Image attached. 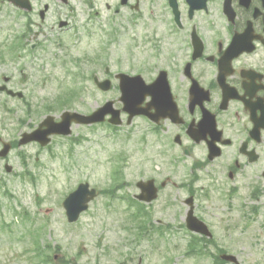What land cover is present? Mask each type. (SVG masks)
<instances>
[{
    "label": "flooded vegetation",
    "instance_id": "flooded-vegetation-1",
    "mask_svg": "<svg viewBox=\"0 0 264 264\" xmlns=\"http://www.w3.org/2000/svg\"><path fill=\"white\" fill-rule=\"evenodd\" d=\"M29 1L26 9L0 0L13 16L10 54L18 71L25 73L23 65L29 63L30 69L43 72L37 69L38 59L47 58L49 44L40 36H47V28L60 35L71 29L73 41L85 52L71 58L67 53V59L55 52L54 61L66 70L75 66L68 74L74 75L77 97L115 91L120 97L121 73L141 77L139 83L125 85L144 99L140 114L123 111L120 125L108 120L73 124L105 125L118 140L146 154L133 184L137 191L124 197L130 219V210L138 206L140 223L165 227V234L184 228L192 243L217 241L215 227L233 215L244 226L260 219L264 225V0ZM62 37L50 43L67 52L70 47ZM38 50L46 54L39 57ZM24 76L0 74V170L10 163L12 153L29 145L37 147L35 162L49 150L36 141L20 144L23 134L37 129L45 118L38 124L31 116H16L14 121L18 101L27 115L34 113L29 100L33 83ZM103 80H110L109 90L100 88ZM45 106L53 112L50 103ZM51 115L54 123L61 120V114ZM60 139L70 141L60 150L69 158L85 137L74 131L69 136L55 134L51 144ZM4 149H9L6 155ZM21 154L29 160L27 151ZM112 162L126 180L124 165L130 161L123 166ZM133 185L125 181V188ZM153 194L156 198L150 202L140 199ZM160 200V210L167 213L154 219L152 206ZM189 222L211 234L190 229Z\"/></svg>",
    "mask_w": 264,
    "mask_h": 264
},
{
    "label": "rangeland",
    "instance_id": "rangeland-1",
    "mask_svg": "<svg viewBox=\"0 0 264 264\" xmlns=\"http://www.w3.org/2000/svg\"><path fill=\"white\" fill-rule=\"evenodd\" d=\"M58 4L57 0H49ZM75 4V3H74ZM0 50H5L13 40V16L6 4H0ZM57 9V8H56ZM55 9V10H56ZM51 20L48 21V25ZM47 36L41 35V42L48 45V56L43 61L38 59L36 72L30 69L29 63L26 72L18 71V62H14L11 55L6 53V61L0 62V74L16 75L18 78H27L33 83L29 100L34 104V113L27 115L23 102L18 101L14 107L18 112L16 116L32 117V123H37L47 113L46 103L54 102L55 98L69 87L76 86L74 75L68 74L70 68L75 71V66L70 64L67 70L54 56L58 53L62 58L69 53L70 58L85 52L73 41V31L68 29L62 35L56 30H50ZM62 37L69 44V50L63 51L55 48L50 40ZM72 42L71 44L69 43ZM118 57L122 55V47L116 49ZM39 57L45 55L43 50L37 51ZM63 53V54H62ZM115 55V58L116 56ZM52 59H50V57ZM117 62V61H116ZM121 66V62H118ZM21 64H24L22 62ZM42 65H45L43 68ZM22 66V65H20ZM113 63V69H117ZM50 80L46 81V77ZM80 86V85H79ZM117 98V91L112 95L94 94L89 97L86 93L77 97L67 108L77 109L89 113L103 104L108 98ZM119 105V104H118ZM56 115L61 113L55 110ZM0 115L4 116V112ZM75 133L82 134L85 139L81 145L73 150V155L66 158L64 145L68 146V139L57 140L50 150L41 154V162L29 163V169L36 172L37 180L24 176L26 166L22 156L13 153L11 156L14 170L7 173L3 170L0 174V264H36L37 239L39 244L51 243L60 246V250H53V255L58 254L56 261L64 264V259L72 258L77 264H135L139 258L143 264H212L213 256L188 255V233L184 228L174 227L175 232L154 237H139L136 234V224L130 221L125 201L118 198L111 199L108 195L101 194L84 212L77 222L68 221L63 200L65 194L72 191L80 181H89L92 186L99 189L106 188L112 183L114 169L113 159L124 165L125 177L129 185L138 180L140 164L147 158L146 154L137 146H131L118 140L105 125L99 126H74ZM25 128V126H24ZM123 137L121 136V139ZM64 145H63V144ZM62 144V145H61ZM35 146H29L27 154L33 156ZM25 151V149H24ZM124 158V160H122ZM34 159V158H33ZM133 167L128 171V167ZM137 191L136 187L120 189L117 196ZM161 200L153 205L154 219L164 218L166 211L160 210ZM168 213H171L168 212ZM239 219L234 215L229 221L217 224V245L226 249L228 253L238 257L239 264H264V225L262 220L252 226L238 224ZM212 251L216 252L214 247ZM225 264H236L227 262Z\"/></svg>",
    "mask_w": 264,
    "mask_h": 264
},
{
    "label": "water",
    "instance_id": "water-1",
    "mask_svg": "<svg viewBox=\"0 0 264 264\" xmlns=\"http://www.w3.org/2000/svg\"><path fill=\"white\" fill-rule=\"evenodd\" d=\"M15 3L22 7H26L29 5V0H13ZM109 83V81L104 82L103 84ZM124 86V83L122 81V88ZM108 88V87H106ZM127 99L126 105L128 108H130L133 112H137L139 109V105L142 101V98L139 96H136L134 98H122ZM110 109H113V102L107 103L105 106L101 107L99 110L95 111L92 115H84L76 112H65L63 114V120L59 123L53 124L50 119H47L46 122L49 125V133H63V134H69L71 132L70 126L72 123V120L75 119L77 122H86L91 123L92 121H99L103 120L104 116L107 112L110 111ZM119 110H116L115 113H119ZM52 118V117H49ZM45 122V123H46ZM115 122H119V120H116ZM96 196V189H89V183H82L80 186L73 191L66 199L65 206L68 211V215L71 221H75L78 219L80 213L85 210L88 207V201L93 199ZM151 199V198H150ZM192 228L201 229L199 226H195L193 224H190ZM200 231H204L207 234H210V232L201 229ZM223 258L227 260L237 261L236 257L234 255H227L224 254ZM141 264V263H138Z\"/></svg>",
    "mask_w": 264,
    "mask_h": 264
},
{
    "label": "trees",
    "instance_id": "trees-1",
    "mask_svg": "<svg viewBox=\"0 0 264 264\" xmlns=\"http://www.w3.org/2000/svg\"><path fill=\"white\" fill-rule=\"evenodd\" d=\"M190 248H192L193 250H201V251H203L204 245H203L202 243L195 242V243L190 244ZM51 260H52V258L46 254V255L43 257V261H44L43 264H50V261H51ZM217 260L223 262V261L220 259L219 256L217 257Z\"/></svg>",
    "mask_w": 264,
    "mask_h": 264
}]
</instances>
